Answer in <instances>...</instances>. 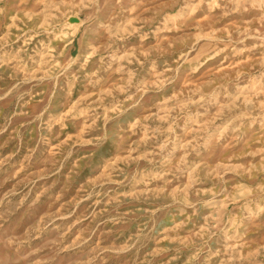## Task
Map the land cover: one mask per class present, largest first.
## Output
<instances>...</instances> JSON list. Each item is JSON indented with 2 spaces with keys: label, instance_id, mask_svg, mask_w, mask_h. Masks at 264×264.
Listing matches in <instances>:
<instances>
[{
  "label": "rangeland",
  "instance_id": "rangeland-1",
  "mask_svg": "<svg viewBox=\"0 0 264 264\" xmlns=\"http://www.w3.org/2000/svg\"><path fill=\"white\" fill-rule=\"evenodd\" d=\"M0 264H264V0H0Z\"/></svg>",
  "mask_w": 264,
  "mask_h": 264
}]
</instances>
